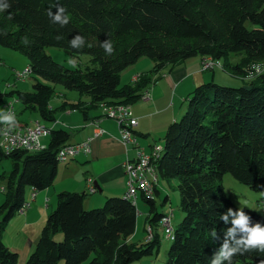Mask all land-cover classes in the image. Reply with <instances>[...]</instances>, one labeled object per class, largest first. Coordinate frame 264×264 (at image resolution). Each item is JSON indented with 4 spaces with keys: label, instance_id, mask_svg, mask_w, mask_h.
I'll return each mask as SVG.
<instances>
[{
    "label": "trees",
    "instance_id": "1",
    "mask_svg": "<svg viewBox=\"0 0 264 264\" xmlns=\"http://www.w3.org/2000/svg\"><path fill=\"white\" fill-rule=\"evenodd\" d=\"M5 3L10 6L0 12V45L25 55L36 78L32 91L9 94L15 95L22 110H34L45 121H55L49 106L53 84L88 96L86 102L63 105L80 110L86 119L88 110L104 104H132L153 76L194 56L219 61L224 71L250 86L231 87L213 80L196 86L187 96L184 113L162 137L157 174L159 179L177 180L183 212L173 228L165 264H211L224 232L232 227L220 220V214L240 209L227 196L223 174L230 173L264 195V69L255 72L264 63V0H0V5ZM57 6L66 8L69 16L64 27L52 23L48 15L49 10L56 14ZM76 35L85 38L83 48L70 46ZM25 36L27 45L21 42ZM106 40L112 42L111 55L101 47ZM45 46L65 48L72 57L88 55L90 64L65 67L45 53ZM231 54L240 56L235 63L227 61ZM141 57L149 58L152 68L140 73L136 82L120 86V74ZM4 95L0 92V100ZM69 138L67 130L54 127L41 150L9 154L0 150V157L12 161L9 173L2 174L6 191L0 204V264L18 261L17 252L4 244L2 236L24 206L25 186L35 192L53 184L57 151ZM84 196L57 193L56 207L47 215L25 264H133L157 251L159 240L152 226L159 224L163 213L157 211L154 198L142 197L149 206L146 218L152 236L135 244L129 242L136 228L135 204L124 196H108L101 206L85 209ZM242 208L251 217L249 227L264 226L263 214ZM213 229L219 239L212 237ZM57 233L62 234L60 241L54 240ZM233 264H264V253L236 254Z\"/></svg>",
    "mask_w": 264,
    "mask_h": 264
},
{
    "label": "crops",
    "instance_id": "2",
    "mask_svg": "<svg viewBox=\"0 0 264 264\" xmlns=\"http://www.w3.org/2000/svg\"><path fill=\"white\" fill-rule=\"evenodd\" d=\"M142 58L138 59L135 64L127 67L123 72L130 70L133 74L136 73L135 75L137 76L140 73H144V71H141V68H138L139 64H137L142 61ZM202 60L203 57L194 56L174 66H167L158 75L153 76L152 83L144 90L143 93L147 92L149 97L147 99L139 98L138 102L129 104L132 116L137 121L133 128L137 146L143 148L145 151L150 150L152 144L155 143L153 136L157 134L159 138L162 137L168 125L178 119L186 109L188 94L196 86L211 80L230 84L228 83L230 79L225 76V73L221 72L224 71L222 68L214 67L212 69L202 70ZM148 65L152 67L153 62L150 60ZM261 68H264V65ZM135 75L131 76L129 82L132 81ZM79 99L82 100L81 96ZM88 100L89 98L83 101L86 102ZM10 101L8 99L6 104ZM64 102L62 103L63 109L69 107L72 110L67 112L72 129H79V137L76 140H70V134L68 143L80 142L88 137H92L95 130L92 121L102 112L100 107L95 108L96 112L93 114L90 112L93 109L88 110L86 119L83 115H81L82 118L75 116V121L72 122V113L80 110L72 109L69 105L63 106ZM15 117L18 122L28 125H32L35 121H40L34 120L29 124V122L20 120L16 116V113ZM0 119L2 118L0 117ZM58 125L59 122L57 121L55 128H59L57 127ZM99 126L105 132L91 139V152L80 153L67 162L65 160L59 162L62 166L59 167L58 164L57 174L53 184L43 190L35 192L32 190L33 192L31 191V193H34V197L32 198L31 194L30 200L34 202H26L29 203V207L24 211H19L7 223L2 240L9 249L17 252L18 262L20 264H25L27 257L34 249L47 214L52 210L50 209L51 202L58 192L73 191L85 193L86 195V191H83V179L86 184L85 188L88 189V179L90 178L93 185L94 182L97 185H94L95 192L90 193L94 195L85 198L86 201H83V207H99L108 196H124L127 186L123 162L127 158L134 157L135 146L132 144L123 145L120 142L118 126L113 119L102 118L100 119ZM139 138L143 140L141 141ZM47 144L48 142L43 143L44 146ZM73 171L76 172V175L71 179ZM161 188L162 185L158 182L155 195H160ZM138 197L143 200L142 196L138 195L136 201ZM166 201H168L167 195L163 203ZM161 212L166 213L165 211ZM138 213L141 212L137 211V216ZM137 219L136 227L138 224Z\"/></svg>",
    "mask_w": 264,
    "mask_h": 264
},
{
    "label": "rangeland",
    "instance_id": "3",
    "mask_svg": "<svg viewBox=\"0 0 264 264\" xmlns=\"http://www.w3.org/2000/svg\"><path fill=\"white\" fill-rule=\"evenodd\" d=\"M249 25L250 23L247 22V26ZM44 51L46 54L51 56L53 60H55L56 62L68 68H72L75 66L73 65V63H70V61H75L77 64H79L81 68H84L86 65L90 64V57L88 55L83 54V55H79L78 57H72L69 50L65 48H60V47H55V46H45ZM239 57H240L239 55L231 54L227 61L230 63H235L239 59ZM206 59L207 58H203L202 63L206 61ZM141 60L142 61L137 63L139 64L138 68H141L142 69L141 71H144V73L148 72L152 68L151 66L148 65V62H150V59L147 57H143ZM221 62H223L222 59H221ZM27 64L28 63H27V59L25 55H23L22 53L18 51H15V50H12V49H9V48H6L0 45V92L5 94L3 96V99L0 100V117L3 118V114L5 112V107H6V102L8 101V99H10L11 101L14 102V110H15L16 116L20 120L29 122V124H31V122H33L34 120H40L47 127H51L53 122L45 121L41 119L40 115L34 110H30V109L22 110L21 103L18 101H15L16 100L15 95L9 94V92L13 90H20L22 92L32 91V83L36 80V78L32 74L28 75L24 79H17L14 75L16 71H22V70L25 71V69L28 67ZM216 65H217L216 67L219 66L218 68H221V63L219 61H216ZM262 65L257 66L255 69L263 70L264 68H261ZM221 72L225 73V76H227L230 79L228 80V83L230 84L220 83L217 81L215 82L222 84V85L231 86V87L244 86V81L240 77L233 76L227 71H221ZM135 74L136 73L133 74V72L130 70L122 72L120 74L119 85L122 86L125 83H128L130 81L131 76ZM138 75L140 76V74ZM139 76L136 77V80H138ZM38 80L46 84H51L50 82L42 78H38ZM53 87H54V93L49 100V106L53 109V114H54V117L56 118L55 121L59 122V125L57 127L63 128L67 130L68 132H70L71 134L70 140H76L79 137V132H78L79 129L77 130L75 128H74L75 130L72 129V126L69 123L70 120L67 114L68 111H72V110L69 107H66L65 109H63L62 103L64 101H67L69 103L77 102L78 99L80 98V95L77 91L65 89L60 84H53ZM144 94L142 93L140 98H142ZM81 98L82 100H86L88 99V96L83 95L81 96ZM138 101L139 99L134 101L133 103L138 102ZM109 106L110 105L104 104L103 106L100 107V110H102V108H106ZM90 112L93 114L94 112H96V109H93ZM81 115L82 113L80 111H74L71 115L72 116L71 121L72 122L75 121V116L82 118ZM181 115L178 117V119H180ZM162 137L159 138L157 134L153 136V139H155V143L161 144V147H163ZM48 140H49V135L47 137H42L40 139L42 144L44 142H48ZM139 140L142 141L143 139L139 138ZM61 166L62 164L59 163V167ZM11 169H12L11 159L6 158V157H0V186H6V179L2 177V174H8ZM75 175H76V172L73 171V174L71 175V179L74 178ZM158 182L160 185H162V188L160 190V195H154L156 209L159 212L161 211L169 212L170 210L173 211V216L171 217V227L174 232L173 228H176L178 226L183 216V212L180 208L179 193L176 189L177 180L175 178H171V179L160 178ZM222 184L227 193V196L237 207L253 209L257 211L258 213L264 215V203H263L264 195L262 192L255 191L251 189L249 186L239 182L230 173L223 174ZM83 187H84L83 191H86V195L84 196L83 201H86L85 198L92 196L94 194L88 193L87 188H85L86 184H85L84 179H83ZM31 191H32V188L30 186L28 185L25 186L24 188L25 202H29V201L31 203L34 202L33 200H30L31 194H32ZM166 195L168 196V201L163 203V200ZM3 199H4V194L0 193V204L3 201ZM55 207H56V196L53 198V201L51 202L50 209L53 210ZM95 207H92V208H95ZM85 209H91V208H85ZM136 209L138 212H141V213H138V216H137L138 224H137V227L135 228V232L129 238V242L138 244V243L146 241L149 236V233H148L149 224L147 223V218H146L148 214L149 206L140 197H138L136 201ZM52 210H50V212ZM152 228H153V231L156 232L158 235L159 246L157 248V251H154L153 254L151 255L142 257L140 260L135 261L133 264H165L166 263L167 251H168L171 241L165 237L163 228L160 224H157L156 226H152ZM149 238H151V236H149ZM61 239H62L61 233L55 234L54 240L60 241ZM17 264H20V263L17 261ZM58 264H62V262L60 261ZM81 264H85V262Z\"/></svg>",
    "mask_w": 264,
    "mask_h": 264
},
{
    "label": "built area",
    "instance_id": "4",
    "mask_svg": "<svg viewBox=\"0 0 264 264\" xmlns=\"http://www.w3.org/2000/svg\"><path fill=\"white\" fill-rule=\"evenodd\" d=\"M73 65L77 63L72 61ZM216 60L209 59L201 63L202 70H208L216 67ZM263 70L255 69V72L258 74ZM17 79H24L27 77L25 71H16L14 73ZM136 75L132 78L131 82H136ZM149 94H146L147 99ZM16 101V100H15ZM12 115L15 118V123L12 126H9L5 123H0V150L7 151V154L17 151V150H28V151H38L43 149L45 146L41 143L40 139L42 137L48 136L50 131L55 127L56 121H53L51 127H47L41 121H35L32 125L20 123L16 120L15 111H14V102L10 101L6 104L4 116ZM110 118L113 119L118 126L120 142L123 145L132 144L135 146V154L133 158H127L123 162V168L126 175V192L125 196H128L132 199L137 198L138 195L145 198H154L156 188L158 185V179L156 177L155 171V160L157 158V153L161 144L154 143L152 144L149 151H145L143 148L137 146L136 137L133 131L134 126L137 121L132 116V111L129 104H123V109L118 111H110L108 109L105 112H100V115L95 118L92 123L95 126L92 137H88L83 141L75 143H65L62 145L57 154L59 157L63 158L65 162L76 157L80 153H90L91 146L90 141L92 138L102 135L105 130L99 126L100 119ZM146 173L154 174V183H146ZM6 191L5 186H0V193ZM89 193L95 192V187L91 182V179H88V189ZM34 193H32V198ZM29 207V203H24V206L21 207V211H24L25 208ZM20 211V212H21ZM172 210L169 212L163 213L161 217V226L165 237L168 236V227L171 225ZM151 226L148 227V233H151ZM149 238V236H148Z\"/></svg>",
    "mask_w": 264,
    "mask_h": 264
},
{
    "label": "clouds",
    "instance_id": "5",
    "mask_svg": "<svg viewBox=\"0 0 264 264\" xmlns=\"http://www.w3.org/2000/svg\"><path fill=\"white\" fill-rule=\"evenodd\" d=\"M9 4L5 3L0 5V12L9 8ZM66 8L57 6L56 14H53L49 10L48 15L52 23H58L61 27L66 26L69 23V16L66 15ZM11 18V16H9ZM22 43L27 45L29 43L27 36L22 38ZM70 46L72 48H83L85 46V38L76 35L71 41ZM101 47L104 48L106 54L111 55L114 51L112 42L106 40L101 43ZM72 63V61H70ZM0 123L14 125L15 118L12 115H8L0 119ZM231 217V221H229ZM220 220L225 225L231 223L232 227L227 228L224 232V240L221 247L213 253L211 264H221L222 261H227L228 264H233V257L236 254L243 255L245 252L257 250L264 253V226L260 223H255L254 226L249 227L252 224L251 217L247 215L243 208L236 211L229 208L225 213L220 214ZM212 237L219 239V236L215 229L211 233ZM239 237V238H237Z\"/></svg>",
    "mask_w": 264,
    "mask_h": 264
},
{
    "label": "bare ground",
    "instance_id": "6",
    "mask_svg": "<svg viewBox=\"0 0 264 264\" xmlns=\"http://www.w3.org/2000/svg\"><path fill=\"white\" fill-rule=\"evenodd\" d=\"M209 59H210V58H207L206 61L209 60ZM204 62H205V61H204ZM218 67H219V66H218ZM25 74H26L27 76L31 74V70H30L29 67H27V68L25 69ZM146 94H147V92H145V94L143 95L142 98H146ZM108 109H110V111H118L119 109H123V106H116V107H114V106H109V107H106V108H102V112H105V111H107ZM162 151H163V149H162V147H160V148H159V151H158V153H157V158H156V160H155V171H156V177H157L158 181H159V177H158V174H157V163H158V160H159L160 157H161ZM2 152H3L4 154H7V151H2ZM56 155H57L56 159H57L58 162H63V161H64L63 158L59 157V154H56ZM146 183H154V174H153V173H146ZM124 197L127 198V199H129L133 204H135V202H136L135 199H132V198H130V197H128V196H125V195H124ZM159 224L161 225V221L159 222ZM162 228H163V227H162ZM173 233H174V232H173L172 227H171V225H170V226L168 227V236H166V238L169 239V240H171L172 237H173ZM149 236H152V230H151V233H150Z\"/></svg>",
    "mask_w": 264,
    "mask_h": 264
},
{
    "label": "water",
    "instance_id": "7",
    "mask_svg": "<svg viewBox=\"0 0 264 264\" xmlns=\"http://www.w3.org/2000/svg\"><path fill=\"white\" fill-rule=\"evenodd\" d=\"M243 87H244L245 89H249V88H250L249 85H244ZM94 185H97L96 182H94Z\"/></svg>",
    "mask_w": 264,
    "mask_h": 264
}]
</instances>
